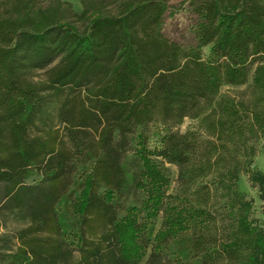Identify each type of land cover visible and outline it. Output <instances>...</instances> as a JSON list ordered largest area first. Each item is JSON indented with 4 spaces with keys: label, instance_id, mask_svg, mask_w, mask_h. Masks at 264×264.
Segmentation results:
<instances>
[{
    "label": "trees",
    "instance_id": "16d2710c",
    "mask_svg": "<svg viewBox=\"0 0 264 264\" xmlns=\"http://www.w3.org/2000/svg\"><path fill=\"white\" fill-rule=\"evenodd\" d=\"M79 2L80 12L63 0H0V115L17 164L12 185L0 187V264L15 258L17 228L30 223L38 201L39 183L26 181V157L55 126L51 84L27 79L20 66L47 65L67 44L118 54L138 81L130 154L126 118L103 128L75 181L73 216L87 214L98 171L114 163L118 182L132 180L141 193L111 224L117 264L137 262L149 250L158 256L163 242L190 232L195 264H264V222L241 187L245 177L264 212V171L255 164L264 132V0H185L186 42L164 32L172 13L167 0ZM242 86L245 92L222 93ZM164 161L181 163L182 185L171 187ZM39 245L42 264H52L47 245ZM84 248L80 264H97L96 247ZM65 250L72 254V243Z\"/></svg>",
    "mask_w": 264,
    "mask_h": 264
},
{
    "label": "rangeland",
    "instance_id": "374dc122",
    "mask_svg": "<svg viewBox=\"0 0 264 264\" xmlns=\"http://www.w3.org/2000/svg\"><path fill=\"white\" fill-rule=\"evenodd\" d=\"M63 1L70 2L77 12L82 10L79 0ZM184 1L167 0L172 13L166 14L164 23L167 36L182 42L191 38L190 14L182 8ZM122 4L123 1L113 3L111 10L117 11ZM72 48L67 44L64 50L55 49V59L47 65L31 67L25 61L20 66L21 73L27 79L51 84L50 105L55 126L48 133L46 141L26 157L32 171L26 181L39 183L38 201L30 223L17 228L15 258L5 264H42L39 242L47 245L52 264H80L83 262L85 243L96 247L93 251L99 260L97 264H117L109 237L111 224L127 205L137 203L141 198L134 181L120 184L114 163H109L98 171L87 214L79 218L72 214L77 202L75 181L81 171L88 167L89 151L103 128L120 118H126L124 154H130L135 127L128 117L134 108L131 99L138 83L135 77L129 75L118 54L96 47ZM245 89L244 86L223 87L222 93L239 94ZM2 114L0 187L12 185V178L8 177H13L17 168L2 131ZM189 123L195 121L185 119L184 125ZM255 164L264 171V132L258 140ZM162 171L171 187L182 185L180 162L164 161ZM241 179V187L253 198L254 215L264 222L262 201L257 191L248 185L245 177ZM109 193L113 196L111 202L104 200ZM159 224L160 220H157L154 228ZM192 236L190 232L163 242L160 255H153L149 250L139 261L125 264H195L189 254ZM68 243L73 245L72 254L65 250Z\"/></svg>",
    "mask_w": 264,
    "mask_h": 264
},
{
    "label": "crops",
    "instance_id": "0c3cea01",
    "mask_svg": "<svg viewBox=\"0 0 264 264\" xmlns=\"http://www.w3.org/2000/svg\"><path fill=\"white\" fill-rule=\"evenodd\" d=\"M72 1V0H71Z\"/></svg>",
    "mask_w": 264,
    "mask_h": 264
}]
</instances>
